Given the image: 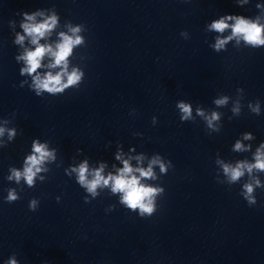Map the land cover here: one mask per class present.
<instances>
[{"label":"clouds","instance_id":"9594fccd","mask_svg":"<svg viewBox=\"0 0 264 264\" xmlns=\"http://www.w3.org/2000/svg\"><path fill=\"white\" fill-rule=\"evenodd\" d=\"M26 23H23L21 27L24 29V32L31 37V43L36 45L34 50L26 51L25 55L21 57L24 59L27 67L21 69V74L27 73L29 75L36 73V70L40 68L41 61L45 55L51 56L53 58V62L49 65L50 68H54L57 66H62L61 72L53 75L51 72H48L45 76L41 77L39 74L34 76V85L38 90L37 95H39V91H47L49 93H59L63 92L64 88L75 84L79 79L80 75L75 70L69 74L67 73V58L71 55V50L74 45L81 43V38L76 36H68L64 33H61V42L58 43L53 49L50 45H41L39 41L41 38H44L46 34H48L56 25L57 20L55 16L49 17L43 22L36 23L34 15H27L25 13ZM227 20H234L233 24H229ZM211 28L217 32H224L225 29L231 28L232 35L228 36L224 39L218 38L215 44V48L217 50L224 47V45L231 40L233 37H242L245 42L257 46L264 45V25L259 24L258 22H253L245 19L242 16H228L226 18H222L218 21L212 23ZM79 31V28L72 29L73 33ZM24 41V36H17V43H22ZM67 76L66 83L63 82V77ZM227 98L217 100V104L226 103ZM180 109L184 113L182 119H188L191 116V109L188 105L181 103L179 105ZM253 111L259 113V106L257 105ZM202 115V113H200ZM218 119V115L213 113L211 118L208 120L209 126L212 125V121ZM3 133V129H0V134ZM14 133L10 132V135ZM250 138L249 136H245V139ZM236 150H241L242 145L237 142L235 145ZM264 148V145H262ZM34 155L28 157L26 161V166L23 172L17 171L15 169L12 170V176L9 179L15 178L17 182L24 178L28 185L33 184V179L37 172L41 169L39 165L44 161V159L50 155L48 151L45 150L43 145H35L34 146ZM256 163L248 164L246 162L238 163L235 167H231L229 165H224V173L229 177L231 182H235L239 180L247 169L248 173H251L253 169L264 171V152L260 149H257L256 152ZM153 164L159 163V161L154 160ZM161 171H164V165L161 164ZM78 171L79 183L82 186H85L88 192L95 194L98 186L111 185V189L113 192H121L122 203L127 205L129 208L136 210L139 209L140 215H144L147 213L151 215L154 211L153 198L157 194L158 191H163L162 189H155L150 186H146L140 183V178L132 175L134 171L140 173V177H152L153 172L151 166L147 170L143 169H132L127 161L124 162V168L120 170L118 176L109 175L108 177H104L102 173V168L98 169L94 172L93 178L91 180L88 179V168L87 164H82L79 169H75ZM255 185L259 186V181H255ZM245 198L248 200L249 204H255V197L252 196L254 191L253 184H245L244 185ZM8 201H14L17 199L16 193L14 190H10L8 197ZM35 202H33L34 204ZM11 264H16L15 260L11 262Z\"/></svg>","mask_w":264,"mask_h":264}]
</instances>
